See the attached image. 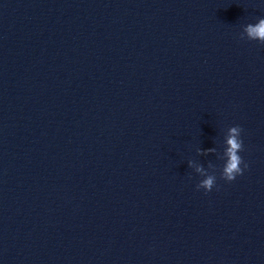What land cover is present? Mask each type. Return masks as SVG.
Here are the masks:
<instances>
[{
    "label": "water",
    "instance_id": "1",
    "mask_svg": "<svg viewBox=\"0 0 264 264\" xmlns=\"http://www.w3.org/2000/svg\"><path fill=\"white\" fill-rule=\"evenodd\" d=\"M260 18L264 0H0V264H264Z\"/></svg>",
    "mask_w": 264,
    "mask_h": 264
},
{
    "label": "clouds",
    "instance_id": "2",
    "mask_svg": "<svg viewBox=\"0 0 264 264\" xmlns=\"http://www.w3.org/2000/svg\"><path fill=\"white\" fill-rule=\"evenodd\" d=\"M245 32L250 40H256L264 43V18L258 19L254 24L246 25ZM231 133L232 135L227 141L229 145L227 151L229 159L223 170L222 177L225 182H232L237 176L241 175L243 171L241 168L243 161L239 155V153L242 151V141L240 138H238L239 134L241 133V129L238 126L233 127L231 129ZM244 168H247L246 164L244 165ZM214 185L215 178L208 176L197 186V190L202 188L207 193L212 190Z\"/></svg>",
    "mask_w": 264,
    "mask_h": 264
}]
</instances>
